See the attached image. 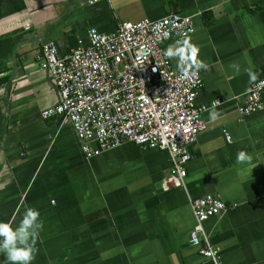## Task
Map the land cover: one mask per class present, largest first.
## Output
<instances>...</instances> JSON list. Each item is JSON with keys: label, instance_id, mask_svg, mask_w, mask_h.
I'll return each mask as SVG.
<instances>
[{"label": "crops", "instance_id": "0c3cea01", "mask_svg": "<svg viewBox=\"0 0 264 264\" xmlns=\"http://www.w3.org/2000/svg\"><path fill=\"white\" fill-rule=\"evenodd\" d=\"M172 13L192 16L195 32L164 48L189 39L208 65L197 97L206 128L180 187L164 184L167 151L124 142L86 157L70 121L43 120L60 93L38 59L47 41L63 57L91 27L112 33ZM263 74L264 0H0V220L17 226L40 211L31 264H215L190 242V198L215 194L229 208L204 226L221 264H264V109L243 120L238 111Z\"/></svg>", "mask_w": 264, "mask_h": 264}, {"label": "built area", "instance_id": "2783aa9c", "mask_svg": "<svg viewBox=\"0 0 264 264\" xmlns=\"http://www.w3.org/2000/svg\"><path fill=\"white\" fill-rule=\"evenodd\" d=\"M97 2L98 0H87ZM30 28V24L27 25ZM195 32L190 15L169 14L160 19L122 21L115 32L96 27L79 39L76 48L61 57L55 41L45 42L38 59L49 71L60 93L57 105L42 112V119L61 117L72 123L86 157L132 142L142 148L167 151L171 168L164 184L184 186L190 146L206 128L197 97L204 86L201 69L183 75L164 55V44ZM264 74L238 107L240 119L264 109ZM223 100L212 103L216 107ZM194 225L190 242L215 264H221L204 223L228 210L218 195L190 198Z\"/></svg>", "mask_w": 264, "mask_h": 264}, {"label": "clouds", "instance_id": "9594fccd", "mask_svg": "<svg viewBox=\"0 0 264 264\" xmlns=\"http://www.w3.org/2000/svg\"><path fill=\"white\" fill-rule=\"evenodd\" d=\"M199 48L189 39L176 41L164 50V55L177 59V67L181 74L188 75V70L193 66L196 69L207 68L208 65L198 58ZM238 74L241 66L233 62L230 65ZM255 79V76L252 77ZM219 113L214 109L210 111V119H217ZM246 158L245 152L238 153V160ZM40 211L28 208L19 225L13 226L12 222L0 220V253L6 257V264H31L37 251L36 243L39 232L43 229V220L39 219Z\"/></svg>", "mask_w": 264, "mask_h": 264}, {"label": "rangeland", "instance_id": "374dc122", "mask_svg": "<svg viewBox=\"0 0 264 264\" xmlns=\"http://www.w3.org/2000/svg\"><path fill=\"white\" fill-rule=\"evenodd\" d=\"M79 147H81L80 144H79Z\"/></svg>", "mask_w": 264, "mask_h": 264}]
</instances>
